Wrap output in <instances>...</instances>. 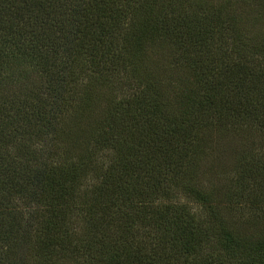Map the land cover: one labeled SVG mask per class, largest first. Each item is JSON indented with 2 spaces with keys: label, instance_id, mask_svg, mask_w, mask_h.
<instances>
[{
  "label": "trees",
  "instance_id": "trees-1",
  "mask_svg": "<svg viewBox=\"0 0 264 264\" xmlns=\"http://www.w3.org/2000/svg\"><path fill=\"white\" fill-rule=\"evenodd\" d=\"M158 1L0 0V264L21 241L39 264H264V152L199 182L209 118L264 146V49L225 48L208 13L150 33ZM150 42L172 44L178 74L153 72ZM124 71L140 78L127 95Z\"/></svg>",
  "mask_w": 264,
  "mask_h": 264
},
{
  "label": "rangeland",
  "instance_id": "rangeland-1",
  "mask_svg": "<svg viewBox=\"0 0 264 264\" xmlns=\"http://www.w3.org/2000/svg\"><path fill=\"white\" fill-rule=\"evenodd\" d=\"M176 5L172 7V0H159L157 2V11L152 13L150 16V22L152 28H150V33H152L160 21L169 18V21L175 25L174 18H178L182 14L187 15H206L212 14L214 19L217 21L221 19L223 21L222 25H224V29L222 32H215L220 36V34H225L227 37V49H234L235 53L249 56V54H256L257 48L264 49V0H173ZM170 10H174L173 13H170ZM167 11L169 12V16H167ZM179 19V18H178ZM211 19V17H209ZM163 26V24H162ZM161 27V25L159 26ZM229 27H232V30H228ZM229 32H233V35H229ZM151 46L150 50H146V54H149L148 57L152 54V63L153 66L151 69L153 72L159 71L164 74L165 80L173 76L172 74H178V70L175 67L169 65L168 61H165L166 57L162 59V54H177L172 48V44L167 43L163 45L162 43L150 42ZM175 47V46H173ZM223 48V47H221ZM157 54V55H155ZM154 60L156 61V65L154 64ZM75 68L77 65H74ZM126 71V70H125ZM123 72V74L128 78L123 86L120 88V91L124 92L123 95H127L129 93V89L126 86L140 84V78L133 73L127 74ZM81 73V72H80ZM89 74L90 72L87 71ZM159 75V74H158ZM85 76V72L81 74V78ZM129 76V77H128ZM195 77V76H194ZM193 76H189L188 78H194ZM155 78V77H154ZM153 78V79H154ZM186 78L184 80L187 81ZM150 81V79H146V82ZM164 83V82H163ZM182 85V84H181ZM195 94L197 99L200 100L203 97V89L196 82ZM166 86L168 88V92L171 91L172 86L166 82ZM188 86H191L190 83L186 82L181 87L184 89ZM83 90L90 91L95 87V84L91 83V76L86 79L84 85L82 86ZM179 87V88H180ZM108 93V92H106ZM152 93L155 96H166L167 90L166 87L162 85H156L152 87ZM133 92L130 93V95ZM130 99V97H129ZM164 104L170 106L174 103V99H170V104L167 102V99H163ZM99 116L103 117V110H99ZM97 114H92L91 118L88 122H85L88 129L94 128L98 119ZM233 122L235 119H231ZM230 120V121H231ZM209 125H213L214 129L210 131L209 129L202 130V137L209 136L211 138V142L209 147H205L204 152L206 154L201 159L200 173L201 180L199 181L203 187L206 185H210L212 179L215 176L216 182L219 183V187H222L223 184L228 183V174L234 171V164L242 162L243 160H247L248 158H254V154L264 152V146L261 144L263 141L257 137V132L254 134L251 132L249 126L245 127L243 132H240L235 127L228 126V131L225 132V126L228 121L223 122L221 125L217 124L214 117L208 119ZM80 125V124H79ZM224 141H220V140ZM82 138L77 141V143H81ZM210 146L212 147L210 149ZM79 151L83 150L81 145L77 146ZM97 155L102 159H105L106 156L111 154V150L107 145L102 147H97ZM245 159H242V158ZM242 159V160H241ZM228 172V173H227ZM258 182V181H257ZM257 182L252 183V187L256 186L255 189L258 193H261L264 185L261 183L257 184ZM15 203V202H14ZM23 209V208H20ZM21 211V210H19ZM21 213H24L22 210ZM82 217H78L76 213H73L70 216L71 223L81 219ZM81 225L86 227V221H82ZM79 228V227H78ZM13 252L10 251L8 256L9 262L12 264H39L37 257L33 256L30 248L24 244V242H18L13 245ZM1 254V252H0ZM1 259L3 257L0 255ZM5 258V259H6ZM60 262V260H59ZM69 261H63L59 264H69ZM50 264V263H48Z\"/></svg>",
  "mask_w": 264,
  "mask_h": 264
}]
</instances>
